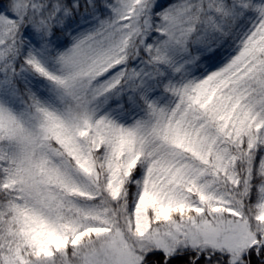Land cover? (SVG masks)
<instances>
[{
    "label": "snow or ice",
    "instance_id": "obj_1",
    "mask_svg": "<svg viewBox=\"0 0 264 264\" xmlns=\"http://www.w3.org/2000/svg\"><path fill=\"white\" fill-rule=\"evenodd\" d=\"M0 264H264V0H0Z\"/></svg>",
    "mask_w": 264,
    "mask_h": 264
}]
</instances>
